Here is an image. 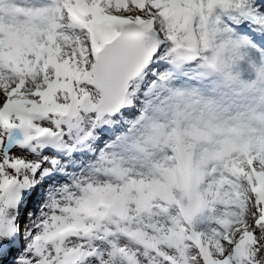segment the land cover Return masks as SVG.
I'll return each instance as SVG.
<instances>
[{"label": "snow or ice", "instance_id": "snow-or-ice-1", "mask_svg": "<svg viewBox=\"0 0 264 264\" xmlns=\"http://www.w3.org/2000/svg\"><path fill=\"white\" fill-rule=\"evenodd\" d=\"M0 264H264V0H0Z\"/></svg>", "mask_w": 264, "mask_h": 264}]
</instances>
